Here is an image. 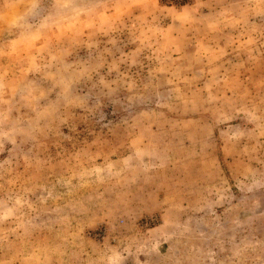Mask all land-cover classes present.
<instances>
[{
  "label": "rangeland",
  "instance_id": "374dc122",
  "mask_svg": "<svg viewBox=\"0 0 264 264\" xmlns=\"http://www.w3.org/2000/svg\"><path fill=\"white\" fill-rule=\"evenodd\" d=\"M0 264H264V0H0Z\"/></svg>",
  "mask_w": 264,
  "mask_h": 264
}]
</instances>
